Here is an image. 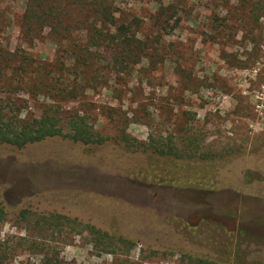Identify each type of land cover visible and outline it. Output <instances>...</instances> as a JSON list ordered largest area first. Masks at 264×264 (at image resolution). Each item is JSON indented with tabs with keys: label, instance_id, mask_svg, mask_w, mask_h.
<instances>
[{
	"label": "rangeland",
	"instance_id": "rangeland-1",
	"mask_svg": "<svg viewBox=\"0 0 264 264\" xmlns=\"http://www.w3.org/2000/svg\"><path fill=\"white\" fill-rule=\"evenodd\" d=\"M112 1L120 19H139V36L162 35L163 60L152 70L142 60L61 107L86 109L102 134L127 133L148 148L61 137L0 143V264H41L36 243L62 264H264V13L237 21L225 0ZM24 2H0V44L51 60L47 37L31 45L20 37ZM161 3L177 10L170 23L180 19L164 31L153 19ZM12 98L20 117L37 116L45 100ZM193 138L195 154L185 147ZM157 140H172L183 157L156 154ZM22 209L32 220L76 218L135 246L95 247L81 225L41 235L19 219Z\"/></svg>",
	"mask_w": 264,
	"mask_h": 264
},
{
	"label": "trees",
	"instance_id": "trees-1",
	"mask_svg": "<svg viewBox=\"0 0 264 264\" xmlns=\"http://www.w3.org/2000/svg\"><path fill=\"white\" fill-rule=\"evenodd\" d=\"M221 6L227 12L236 11L237 21L246 17L253 22L251 19L259 18L258 13H264V0H237L236 4L225 0ZM119 11L112 0H25L20 37L31 45L45 36L53 43L54 53L51 60H42L23 49L12 50L0 44V95L4 96H0V143L22 148L47 138L61 137L89 146H102L115 139L129 149L148 148L143 142L134 143L127 133L117 139L102 134L94 127L86 109L67 112L61 107L62 101L106 86L111 75H130L142 60L147 61L151 70L163 60L162 35L139 36V19H120ZM176 14L171 4L161 3L153 16L154 23L163 31L168 26L172 28L180 20L177 16L170 23ZM19 94L45 98L37 116L20 117V104L12 98ZM195 139H189L185 147L193 149ZM150 146H154L158 155L183 157L182 150L172 140H157ZM195 152L193 149L192 153ZM5 214L0 206V218H5ZM30 214L28 209H22L18 216L31 220L35 231L41 235L49 231L60 234V227L81 225L95 247L104 249L116 243L130 251L135 246L134 241L123 236L109 235L94 225L81 224L76 218L60 213L40 214L33 220ZM34 247L41 254V264H62L57 252L49 251L41 243ZM2 255L5 253H0ZM198 262L206 263L202 259Z\"/></svg>",
	"mask_w": 264,
	"mask_h": 264
}]
</instances>
